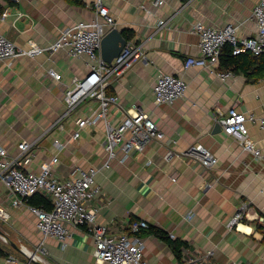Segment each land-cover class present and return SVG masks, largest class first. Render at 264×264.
Wrapping results in <instances>:
<instances>
[{"label":"crops","instance_id":"obj_1","mask_svg":"<svg viewBox=\"0 0 264 264\" xmlns=\"http://www.w3.org/2000/svg\"><path fill=\"white\" fill-rule=\"evenodd\" d=\"M94 2L0 0V35L18 47H25L28 41L46 46L80 21H99ZM103 2L115 23L104 36L116 29L125 39L124 32L130 31L132 38L127 42L142 45L144 53L121 76L109 81L107 93L118 97V104L109 108V122L119 125L127 111L133 113L136 107L148 115L163 137L150 140L123 162L120 151L107 162L103 121L85 126L72 139L77 120L97 105L83 101L61 119L64 92L89 67L85 57L59 50L53 55L19 58L10 66L0 63V145L13 157L20 143H34L25 170L37 172L42 163L56 156L53 172L61 180L72 178L77 169L98 171L100 194L90 203L98 211V222L121 233L129 221H146L150 230L139 233L144 264H181L186 258H195L199 264H264V166L222 129L215 130L220 114L232 108L256 119L264 116V68L259 62L264 59L242 58L233 77L225 82L215 77V72L226 71L219 61L213 69H184L187 58L198 56L199 36L192 32L195 23L230 24L236 28L237 38L253 37L252 13L260 0H164L159 7H153L150 0ZM160 21L165 25L159 27ZM49 70L60 79L49 77ZM159 73L185 81L182 99L172 105L154 104L152 89ZM246 126L250 140L264 153V130L257 120ZM55 141L64 146L61 151L54 147ZM194 145L217 159L213 168L206 170L190 158L164 159L168 151L178 155ZM0 208L8 215L7 221L0 220V231L9 240L6 247L0 243V249L19 264H31L13 246L30 253L40 246L43 237L36 230V216L27 208L13 207L1 185ZM237 213L243 218L228 228ZM156 229L167 238L157 237ZM43 244L45 264H106L95 262L93 241L82 228H70L65 247L49 237ZM177 244L182 245L180 261L173 249Z\"/></svg>","mask_w":264,"mask_h":264},{"label":"built area","instance_id":"obj_2","mask_svg":"<svg viewBox=\"0 0 264 264\" xmlns=\"http://www.w3.org/2000/svg\"><path fill=\"white\" fill-rule=\"evenodd\" d=\"M164 0H150L153 7H159ZM99 21H80L72 27L59 33L56 40L46 46H41L33 41H28L25 47H18L0 35V63L8 66L12 61L29 57L34 58L42 54L53 55L59 50H66L72 57H85L88 62V72L85 76L75 79L73 86L63 95L65 112L61 119L68 116L83 101L92 100L97 108L76 122V131L72 139H77L80 131L87 125L95 126L103 121L106 128L105 149L107 162L116 159L118 151L123 153L121 162L128 158L133 151L140 152L150 140H160L163 134L156 128L148 115L142 111H127L122 122L112 126L109 122V108L118 104V97L107 93L109 81L118 78L129 69L136 61L144 57L142 45L126 42L118 56L110 63L104 62L100 57V43L108 29L115 25L109 15L108 8L103 0H95ZM256 33L253 37L239 39L235 35L236 28L230 24L215 27L197 22L192 27V32L199 36L197 45L198 56L190 57L184 61V69L191 67L213 69L217 66L220 53L225 45L232 48V54L249 52L253 56H264V0L253 9ZM6 16L3 12L2 19ZM165 23L160 21L159 27ZM49 77L59 80L60 75L49 70ZM231 70L215 72V77L222 82L233 77ZM185 81L178 76L159 73L153 89L152 98L155 105H172L174 101L182 99L186 91ZM260 129L264 130V116L256 119L251 113H242L236 109H229L226 114H220L217 122L222 132L236 141L244 151L264 166V153L257 149L248 135L247 122L256 121ZM55 126V125H53ZM61 129V124L56 125ZM129 136L126 139V136ZM34 143L24 141L18 145V153L10 157L0 145V185L8 191L13 207H24L36 216V230L45 238H53L65 247V242L70 237V228H82L91 237L94 245L93 257L96 263L106 264H144L142 251L143 240L139 237L141 231L149 229L144 220L129 221L121 233H116L97 219V209L91 207L100 194L96 183L98 171L90 169L82 171L77 169L72 178L61 180L53 172L56 156L42 163L37 172L25 170L31 161L30 151ZM57 151L63 145L54 142ZM190 158L198 162L204 169L215 166L217 159L200 145L189 147L181 154L168 151L164 157L166 161L172 158ZM107 167V164H105ZM40 194L50 202V210L34 208L26 204L27 198ZM243 216L237 213L228 223L232 228ZM8 215L0 208V220L7 221ZM41 242L33 253L37 258L46 255V250ZM3 264H19L11 255L4 258ZM181 264H199L195 258H186Z\"/></svg>","mask_w":264,"mask_h":264},{"label":"trees","instance_id":"obj_3","mask_svg":"<svg viewBox=\"0 0 264 264\" xmlns=\"http://www.w3.org/2000/svg\"><path fill=\"white\" fill-rule=\"evenodd\" d=\"M67 1L70 3H73V4H80V0H67ZM124 37H125L126 41H129L132 38L130 31L124 32ZM250 56L253 58L261 57L264 59V56H253L249 52L239 53L237 55H233L232 54V48L229 45H225L223 47L221 53H220V56H219V65L222 68H224L225 70H231L232 72H236V70L238 68L239 60H241L244 57H250ZM259 62L262 64L261 67L264 68V61L263 62L259 61ZM108 92H109V90H108ZM109 94L113 95L111 93H109ZM26 204L28 206H31L34 208L45 209L47 211L50 210V208H51L49 200L40 194H35V195L27 198ZM148 230H150V227ZM154 234L161 239L167 238L166 234H164L162 231L157 230V229L154 230ZM181 246L182 245L177 244V245H174V247H173V249L176 253V257L178 258V261L181 260V258H180V247ZM5 256H7V252L0 249V258L5 257Z\"/></svg>","mask_w":264,"mask_h":264},{"label":"water","instance_id":"obj_4","mask_svg":"<svg viewBox=\"0 0 264 264\" xmlns=\"http://www.w3.org/2000/svg\"><path fill=\"white\" fill-rule=\"evenodd\" d=\"M126 39H124L120 33L114 29L110 31L107 35H105L100 43V57L106 62L110 63L113 59H115L122 48L126 44ZM215 130H221V126L219 124L215 125ZM0 237L4 241V243L9 242V240L4 236V234L0 231ZM11 244V243H10ZM13 246V244H11ZM16 251L20 252L22 255L26 257L29 263L31 264H45L42 260L36 257L34 253H26L21 248H14Z\"/></svg>","mask_w":264,"mask_h":264},{"label":"rangeland","instance_id":"obj_5","mask_svg":"<svg viewBox=\"0 0 264 264\" xmlns=\"http://www.w3.org/2000/svg\"><path fill=\"white\" fill-rule=\"evenodd\" d=\"M0 243H1L2 246H5V247L7 246V244L4 243V241L1 238H0Z\"/></svg>","mask_w":264,"mask_h":264},{"label":"bare ground","instance_id":"obj_6","mask_svg":"<svg viewBox=\"0 0 264 264\" xmlns=\"http://www.w3.org/2000/svg\"><path fill=\"white\" fill-rule=\"evenodd\" d=\"M26 253H30V251L26 250V249H23Z\"/></svg>","mask_w":264,"mask_h":264}]
</instances>
